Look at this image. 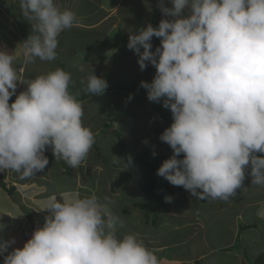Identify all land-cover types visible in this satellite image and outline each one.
<instances>
[{
    "label": "clouds",
    "instance_id": "9594fccd",
    "mask_svg": "<svg viewBox=\"0 0 264 264\" xmlns=\"http://www.w3.org/2000/svg\"><path fill=\"white\" fill-rule=\"evenodd\" d=\"M171 4H161L168 18L157 27H140L127 43L141 71L147 63L156 69L150 83L141 81L148 100L162 101L172 114L159 139L173 154L157 175L200 200L228 201L242 188L246 171L251 184L264 186V155H257L264 154V0ZM19 6L32 25L23 42L25 63L55 60L58 37L78 24L76 13L56 0H19ZM153 37L160 38L155 51ZM14 59L0 51V172L35 176L49 164L46 146L56 160L77 168L95 137L83 124V105L68 90L71 73L56 68L27 80L26 90L19 85L16 93ZM81 84L91 95L108 87L93 71ZM116 158L114 163L122 162ZM111 203L95 193L51 195L42 202V226L3 264H160L138 233L118 235L125 222ZM13 243L0 244V253Z\"/></svg>",
    "mask_w": 264,
    "mask_h": 264
},
{
    "label": "crops",
    "instance_id": "0c3cea01",
    "mask_svg": "<svg viewBox=\"0 0 264 264\" xmlns=\"http://www.w3.org/2000/svg\"><path fill=\"white\" fill-rule=\"evenodd\" d=\"M105 1L101 0L100 10L98 12H105L106 10L107 13L102 18H100L99 15L100 19L98 18V20H89V18H87V16L89 15H82L81 13L76 14L79 21L78 24L72 27L70 30L63 31L58 37L59 43L56 50L57 56L55 60L42 61L37 57L34 59V62L29 65V63H25L23 42L28 38V36L25 35L28 34V28L32 29V25L31 23L29 24L24 17L26 24H28H23L22 26H20V22L16 20V16L13 13L15 8L11 6V2H15L14 0H0V14L2 16H5V21L7 20L6 18L9 19L7 20L8 23L6 24L5 22L2 23V20H0V51H5L8 54L15 55L13 67L16 70L17 79L19 80L17 84L20 85V92L25 91L27 88L24 84L27 76L35 78L38 75L47 74L49 71H53L56 68H62L63 70L71 73L73 81H71L69 84V90L77 100L78 97L83 94L82 90L85 89V86L81 85L80 83V80H82L81 78L86 81L87 77L90 75V71H94L96 69V75L98 77H103L104 79H106L108 85L111 84V79L114 78V73H119L121 74V76H124L123 78H116L117 80H119V82L123 83L130 82V79H132L133 81V78L137 81L138 77H141V75H155V67L147 62V67L143 71H141L137 62L138 56L127 47V43L129 40V35L136 33V31L140 27L146 26L149 23L153 27H157L161 19L168 18L165 17L161 11V4L166 7H172L171 0H140L141 4H143L139 7L135 4H131L128 0ZM56 3L61 9L66 8L73 11V9L71 8L72 4L71 6H69L70 0H56ZM17 5L15 4L13 6L18 7ZM140 7H142V10ZM110 9H116L117 12L113 13L112 11H110ZM157 10H160L159 15L156 14ZM184 14H188L187 8L185 9ZM89 17L94 18L91 16ZM22 27H25V29L22 30ZM90 31L100 32V39L96 40L94 43H92L93 41H82L83 39L76 40L75 34H78L79 38H83V36ZM151 43L153 45L151 50L155 51V48L160 46V38L153 37ZM142 50L143 49H141V51ZM92 51H107L103 54L106 55V59H109V61L105 62V60L98 61L96 59H93V56L91 54ZM108 51L117 55L112 56ZM120 55L125 56V58L123 59L124 62H122L121 60L120 63L118 60H116ZM109 57L112 60H110ZM112 61L114 62L112 63ZM29 68H31V70H29ZM81 69L83 70L81 71ZM78 71L79 73H77ZM113 83L115 82H112V84ZM72 85L76 86V90L72 89ZM96 96L83 101L78 100L83 105L84 109V116L82 118L83 124L91 129L94 137H96L100 133L106 122L110 123V117H112L113 113H115L114 110H110L113 109V106H111V108L107 110L109 114L107 112L105 113L106 109L104 108L105 105L103 103L92 101V99H94ZM91 102L97 103V106L89 105ZM122 102L124 106L125 103L124 101ZM88 107L91 108L88 109ZM104 115H106V119H103ZM161 116L165 115H162L160 113V115H158L157 117L159 118ZM167 116L171 117L172 114ZM130 118V115L129 117L127 116L126 119L122 121V123H126L128 121V125H131L133 123V120H130ZM99 119L100 123L95 127L94 123H96ZM87 123L90 124L87 125ZM112 129L111 132L115 130L117 131V127ZM124 129L125 128H123L122 131ZM132 129L134 130V128ZM164 130L165 129H163V131ZM162 132L160 130L155 132L154 130L153 133L156 135H161ZM138 133L140 134V132ZM105 134H108V136L105 138V135H103L98 141H105L108 137L111 139L110 136L112 135L108 131ZM98 141H96L95 139V143L93 144L88 155L82 161L80 166H78L77 168H70L68 166V169L71 170V172L69 171L68 174L66 173L63 165L46 155L49 159V164L42 172H39L40 175L36 173L40 176L37 187L40 192L39 196L36 198L39 205V211L30 210V212H32L34 216L33 220L35 222L37 221V225H42L44 216L47 214L46 211L42 210V202L53 194H55L58 198L61 196V194L66 192H76L79 193L82 197L90 196L92 193H95L100 198L102 197V195H107L108 197L113 198H116V195H119V191L123 188H119V190L116 189V192H113L112 195H108L109 192H112V185H110L111 178H109V174H107V165L110 164V160H107V157L109 156L110 149L107 148L106 143H99ZM111 143L114 144L113 142ZM155 144H157L159 148L160 146H163L164 142L158 139L157 143ZM116 146L118 147L119 145L117 144ZM113 147L116 148L115 146ZM119 152L124 155L117 157L123 160L125 164L128 155L125 154V150H122L121 148L119 149ZM92 154H95V157L93 159L91 158ZM97 155H99V157L96 158ZM5 171H7L8 180L18 187V191L15 196H11L4 188L0 186V217H3L7 220H14L13 226L6 225L0 228V236H4L7 238H4V241H10L13 238L15 239V243L10 244V246L7 248L6 253H0V264H3L4 257L9 252H11L14 248H22L24 243L26 242L23 240V238L25 239V237H27V232L25 231H29L28 227L32 226V223L29 221L26 215L27 210L29 209L27 208L28 205H26L27 207L24 205V198H22L20 185H29V188L31 189L33 184L32 180L35 177L32 176L29 177V179H21L18 173L9 170ZM122 174L129 175L128 173ZM30 178L33 179L31 180ZM27 181L29 182L28 184L26 183ZM250 181V179L246 178L244 180L245 184ZM62 183L65 184V187H60L58 192H55L54 189L59 187ZM124 185L125 184L121 186L123 187ZM125 186H127V184ZM243 189H238L236 195L230 198L227 203L229 204L232 201L241 199V197H243ZM244 192H246L245 189ZM101 199L103 200V198ZM210 199L211 198L207 199L206 201L200 200L197 197L193 196L189 191L185 190L184 193L171 198V202H169L171 211L169 213H166V215H176L177 217L182 218V221H179L178 224L175 223L176 225H174L169 224V219L162 218L158 228L155 227L157 225L145 223V225L152 226V228L150 229V232H146V236L139 235V238L143 241H146L144 242L145 245L156 254L160 264H197L198 261L201 263L205 259L207 250L211 251L217 248L228 250L229 246L227 245H218L217 248L210 247V243H208L206 234V232L208 231L206 230L207 226L204 221L205 215L200 208L194 211L192 210L196 205L199 206L200 204H206L208 201H210ZM28 202L31 203L32 200H29ZM34 210H37V207L36 209L34 208ZM258 211L259 216L264 218V203L259 205ZM238 212L239 214L235 217H238L239 221H247L246 224L250 225L247 216L244 213V209H241V211ZM142 221L143 220H139V222ZM246 224H240V228L242 227V225L244 226ZM167 225L168 227L164 228ZM34 228L36 229V227ZM168 228H170V231L181 232V235L176 238V235L174 233L170 234L169 231H167L168 235L165 234L163 230H167ZM123 229L125 230V232ZM124 233L134 232H132V230L126 229L125 226L118 229V235H122ZM20 234H23V236H21ZM172 234H174V236ZM20 236L22 237V239ZM192 239H195L194 245L191 244L187 246V244H189ZM216 251L217 250H213L214 253ZM245 253L246 254L238 256L237 264L252 263L251 261L253 260L249 257L247 252Z\"/></svg>",
    "mask_w": 264,
    "mask_h": 264
},
{
    "label": "rangeland",
    "instance_id": "374dc122",
    "mask_svg": "<svg viewBox=\"0 0 264 264\" xmlns=\"http://www.w3.org/2000/svg\"><path fill=\"white\" fill-rule=\"evenodd\" d=\"M14 1L15 2H11L13 5L19 4L17 0H14ZM12 4L11 6L15 8ZM71 4H72L71 8L76 14L81 13L82 15H89L91 17H94V18H90L89 16H87L89 20H98L99 15H100V18H102L107 13L106 10L105 12H98L100 10L101 0H78V3H77V0H70L69 6H71ZM110 11H112L113 13L117 12L116 9H110ZM14 13H16L15 15L19 17V19L23 22V24L27 25L28 23L29 24L31 23L30 21L26 19L28 22L26 24V21L24 20V16L21 12V9L17 10L15 8ZM4 19H5V16H2L0 14V20H2V23L4 22L5 24L8 23L7 20L9 19L6 18L7 19L6 21ZM16 20H17V17H16ZM23 29H25V27H22V30ZM27 30H28L27 31L28 34L25 36H29L32 32L31 28H28ZM99 33L100 32L90 31L87 34H85L83 38H79L78 34H75V38L76 40L83 39L82 41H85V42L93 41L92 43H94L96 40L100 39ZM82 41H76V42H82ZM106 52L105 51L104 52L103 51L102 52L92 51L91 54L93 56V59H96L98 61L105 60V62H107L109 61V59H106V55L103 54ZM111 55L115 56L117 54L111 53ZM124 58L125 56L120 55L118 59L116 60H118L121 63V60L122 62H124L123 60ZM110 60L112 59L110 58ZM113 62L114 61H112V63ZM31 63H29V65ZM29 70H31V68H29ZM95 71H97V69L93 71L94 74L96 75L97 72L95 73ZM77 73H79V71ZM91 73L92 71H90V74ZM113 77L114 78L111 79V83L116 82V81L119 82V80H117L116 78L118 77L123 78L124 76H121V74L119 73H114ZM153 77L154 75H141V77H138L137 81L133 78V81L132 79H130V82L128 83L135 81L141 84V81H145V80L152 81ZM32 78L33 77L31 76H27L26 81ZM81 79L84 80L83 78ZM80 83H81V80H80ZM81 85L86 86L85 84H81ZM82 91L83 93L86 92L85 90H82ZM124 92L125 93H121V96H120L119 94L116 93V91H114V93L116 94H113L112 91H106L102 95L96 96L94 99H92V101H97V103L98 102L103 103L105 105L104 108L106 109L105 113L107 112L108 109L111 108V106H113V109H110L112 111L114 110L115 112L113 113L112 117H110L111 119H114L112 128L117 127V130L121 131L124 134L123 140H125L124 141L125 142V149H124L125 154H127L128 157L131 158V157L136 156L138 153H141L144 151L156 150V151H166V153H168V156L170 157L173 154L170 146L164 142L163 146L162 147L160 146L158 148L157 144L155 143H157L160 137V134L156 135L153 133L154 130L155 132L159 130L162 132L163 129H166L167 127L171 125V123L173 122L172 116L171 117L161 116L159 118L157 117L158 115H160L159 109L166 110L168 112H170V110L163 107L162 101L157 102V104L156 102L149 101L147 98V95L143 94V91L140 89L128 90ZM130 94L132 96L131 100L128 99ZM15 98H16L15 96H12L9 103L11 104L12 102H14ZM144 98L146 99L145 102H146L147 109L144 111V114H140V112H143L144 110L142 108L143 104L141 103ZM122 101H124V103L126 104L125 107L123 106ZM97 103L91 102L89 105L97 106ZM89 108L91 107H88V109ZM128 112H130V117L132 118L131 120H133V123L131 125H128V122L122 123V121L128 115ZM142 115H144L145 118H143ZM103 119H106V115L103 116ZM99 123H100V119L96 123H94L95 127L98 126ZM89 124L90 123H87V125ZM131 126L134 128V130L129 128ZM112 128L108 130V132L112 135L110 136L111 139L108 137L107 140L105 141H98L99 143L100 142L106 143L107 148L110 149L109 156L107 157V160L108 159L110 160V164L107 165L108 167L107 174H109V178H111L110 185L114 186L115 188H118V190L119 188L121 189L125 188L119 191V195H116V198L107 197V198H110L112 202L111 211L115 215L120 214L118 216H120L124 220L125 222L124 226L126 229L132 230V232L138 233L139 235L146 236V232H150V229L152 228V226L145 225V219L147 217L146 212H144L143 210L136 209V207H134L133 204L128 201V197L129 199H132V198L137 199V202L145 201L146 199L145 195L142 192H140L141 190L137 182L138 178L140 177V171L134 168V166L129 161H126L125 164L123 160H121L122 162L118 164L114 163V161L117 159L116 158L117 156H123L124 154L119 152V146L118 147L116 146L118 144V138L114 131L111 132L113 130ZM123 128L125 129L122 131ZM138 132H140V134ZM104 135H105V138L108 136V134H104ZM97 138L98 136L95 139ZM111 142H113L114 144H112ZM113 146H115L116 148H114ZM113 154L116 157H114ZM94 157H95V154H92L91 158L93 159ZM97 157H99V155H97L96 158ZM66 165L69 166L67 163ZM69 171L71 172V170ZM122 173H128L129 175H123ZM38 174L40 175L39 172ZM39 175L36 174L34 179L32 178L33 180L30 178L34 184V185L32 184L31 189L29 188V185H20V190L22 191L21 192L22 198H24L23 199L24 205L25 206L28 205V207L27 206L26 207L29 209L27 210V214L30 210L39 211V205L36 199L39 196V192H40V190L37 189L38 183H39V177H40ZM123 180H128L129 185L127 182V186L124 185L122 187L121 185L123 183ZM250 180L252 179L250 178ZM26 183L28 184L29 182L27 181ZM60 187H65V184L62 183L59 187L55 188L54 191L58 192ZM244 187H247V188H244ZM243 188L246 190V192H244ZM242 189H243V192H242L243 197H241V199L232 201L229 204L227 203L228 201H224L220 199H216V200L210 199V201H208L206 204H200L199 206L196 205L194 209H192L194 211L200 208L205 215L204 221L207 226L206 230L208 231L206 232V234L208 238V243H210L209 244L210 247L217 248L218 245L229 246L228 250H225V249L222 250L218 248L213 249V250H217L215 253L213 252V250L211 251L207 250L205 259L200 264H237L238 256L242 254H246L245 252H247V254L252 260H254V257H256L258 254L264 253V218L259 216V211H258L259 205L264 203V186L251 184V181H250L247 184L243 182ZM101 198L104 199L103 196ZM28 199L32 200V202L29 203ZM36 207H37V210H34V208L36 209ZM241 209H244V213L247 216L248 222L253 225L255 224L254 227L248 228L246 230H243L240 228V224L247 223V221H239L238 217H235L239 214L238 211H241ZM166 216L169 217V218L165 217V219H169V224L176 225L179 223V221L183 220L182 218H179L176 215L168 214ZM6 220L7 219L0 217V225L13 226L14 220L8 219L7 220L8 222ZM139 220H143V221L139 222ZM36 222L33 220L32 221L33 227L30 226L28 227L29 231L27 230L25 231L27 232V237H25V239L23 238L24 241H27L31 237L33 231L35 230L34 227L37 228L39 226H42V225H37ZM155 227L158 228L159 225ZM166 227H168V225L165 226L164 228ZM163 231L167 235H168L167 231H169L170 234L174 233L176 235V238L181 235V232L179 231H170V228H168L167 230H163ZM174 234L172 235L174 236ZM20 235L23 236V234H20ZM4 238L6 237L0 236V239H1L0 244H3L5 241H7V240L4 241ZM194 242H195V239L194 240L192 239V241L189 244H187V246L191 244L194 245ZM251 262H252L251 264H253V261Z\"/></svg>",
    "mask_w": 264,
    "mask_h": 264
},
{
    "label": "trees",
    "instance_id": "16d2710c",
    "mask_svg": "<svg viewBox=\"0 0 264 264\" xmlns=\"http://www.w3.org/2000/svg\"><path fill=\"white\" fill-rule=\"evenodd\" d=\"M128 1L131 4L137 5L138 7L143 4V3L141 4L140 0H128ZM17 6L19 8L15 7V6L14 7L16 9H21L19 5H17ZM140 8L142 10V7H140ZM159 13H160V10H157L156 14L159 15ZM15 14L16 13H14V15ZM16 17H17V20L20 22V24L23 25V22L19 19V17L18 16H16ZM71 81H73V78ZM145 81L149 82V83L151 82L149 80H145ZM72 89L76 90V86L72 85ZM135 89H140L143 91V94L147 95V90L144 89L143 87H141V84L139 82H131L129 84H126V83L117 81L113 84L112 83L109 84L108 87L106 88L105 92L106 91H112L113 94L117 93L121 96V93H125L124 91L135 90ZM114 91H116V93H114ZM69 92H70V90H69ZM93 96H96V95L95 94L91 95L90 93L85 92L78 97V100L83 101V100L89 99ZM145 101H146V99L144 98L141 102L143 104L142 108L144 110H143V112H140V114H144V111L147 109ZM156 104H157V102H156ZM125 105L126 104H124V107H125ZM159 111L162 115L163 114L165 116L171 115L170 112H168L166 110H160L159 109ZM129 115H130V112H128L127 116L129 117ZM142 117L145 118L144 115H142ZM113 120L114 119H110V123L106 122V124L103 126L100 133L97 135L98 138L96 139V141H98L100 139L101 135H104L110 128H112ZM130 120H131V118H130ZM132 128L133 127H131V129ZM114 132L116 133V136L118 138L119 147L122 150H124L125 149V142H124L125 140H123L124 134L119 130H117V131L115 130ZM153 152H155L156 154L153 155ZM45 155L56 160L55 157L53 156L52 152L51 153L45 152ZM257 155H264V154L257 153ZM182 157H183V154H181L180 158H182ZM167 158H169V156H168V153H166V151H156V150L144 151V152L138 153L136 156L131 157V158L127 157V161H129L134 166V168H136L137 170L140 171V177L138 178L137 182H138V185H139L141 192L146 197L145 201H140V202H137V199H135V198L129 199V197H128V201L130 203H132L133 206L136 207V209L143 210L144 212H146L147 217L145 219V223H147V224L159 225L162 218L166 217V213H169L171 211V209L169 207V202H166L165 198L166 197L173 198V197H176V196L185 192V189L182 186H174V185L170 184L163 177L157 175V169L161 166L162 162ZM56 161L59 162L61 165H63L66 173L68 174L69 170H68V166L66 165L65 161L63 159H59ZM245 178L246 179L252 178L250 175H248L247 171L245 174ZM127 182H128V180H123L122 185L123 184L126 185ZM128 185H129V182H128ZM0 186L2 188H4L8 192V194L11 196H15L17 194V191H18L17 188L18 187L14 183H12L8 180L7 171L0 172ZM116 189H118V188H115L114 186H112L111 187L112 192L111 193L109 192L108 195L109 194L112 195L113 192H116ZM123 189H125V188H123ZM102 196L104 198L108 197L107 195H102ZM110 198H113V197H110ZM206 200L207 199H205L203 201H206ZM118 215H120V214H118ZM27 217H28L29 221L32 223L33 218H34L33 213L29 211L27 214ZM254 226H255V224L254 225L253 224L252 225L246 224V225L242 226L241 229L245 230V229H248V228H251ZM197 264H200V262L198 261ZM253 264H264V253L258 254L256 257H254Z\"/></svg>",
    "mask_w": 264,
    "mask_h": 264
},
{
    "label": "water",
    "instance_id": "95a60500",
    "mask_svg": "<svg viewBox=\"0 0 264 264\" xmlns=\"http://www.w3.org/2000/svg\"><path fill=\"white\" fill-rule=\"evenodd\" d=\"M46 152L47 153H50L51 152V148H49V147L46 146Z\"/></svg>",
    "mask_w": 264,
    "mask_h": 264
},
{
    "label": "built area",
    "instance_id": "2783aa9c",
    "mask_svg": "<svg viewBox=\"0 0 264 264\" xmlns=\"http://www.w3.org/2000/svg\"><path fill=\"white\" fill-rule=\"evenodd\" d=\"M18 88H19V85L17 84V89H16V93L18 92Z\"/></svg>",
    "mask_w": 264,
    "mask_h": 264
}]
</instances>
